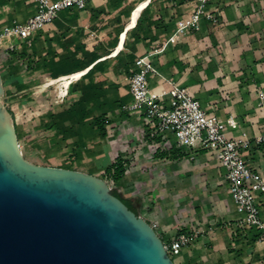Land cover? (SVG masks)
Here are the masks:
<instances>
[{
	"label": "rangeland",
	"instance_id": "rangeland-1",
	"mask_svg": "<svg viewBox=\"0 0 264 264\" xmlns=\"http://www.w3.org/2000/svg\"><path fill=\"white\" fill-rule=\"evenodd\" d=\"M142 1L144 0H89L84 13L70 12L60 17L58 16L59 19L57 18L58 20L56 23L54 22L46 26L45 29L38 31L35 33V36L28 41L18 39L15 36H0L1 77L6 79L9 74H19L23 81L29 85L26 92H39L41 91L40 86L46 84L54 75L60 77L69 75L66 73L74 70L85 71L90 61L91 52L98 51L101 55L103 54L101 52L108 50V56L113 53L118 45L121 34L125 30L126 24L131 19L133 10L137 4ZM206 1H208L210 5L207 10H209V12L214 11L212 13L214 19L209 21L202 15L201 22L197 29L185 28L183 30H176L175 28L176 22L180 19L183 20V22L189 20L191 11L197 8L198 5L195 0H173L169 2L167 8L158 13L160 16L159 20L162 22L158 25L159 27L151 26L148 28L144 25L146 16L144 13L140 12L138 17H141L143 21L144 28L141 30L142 32L140 31L138 36H135L134 27L126 32L122 47L120 51L113 55L116 59L112 62V66L110 65L108 68V72L104 75L97 73L90 78H85L84 73L78 78H70L69 81H82L84 84H92L94 90L98 94L101 93L103 88L108 87V85H113L111 81H115V84L121 85L125 90L128 89L130 71L128 70L126 73L122 68L127 63L129 64L130 54L147 55L148 58L152 60L153 57H159L166 50H168L171 57L169 64L165 66L169 68L171 72L180 68V73H183L182 77L177 80L171 79V77L167 79V81L172 84H178L177 82H179L185 74H189L188 72H191L194 67L205 72L211 63L215 64L217 62L218 68H223V70H225L226 67L223 64L226 62L227 57L232 58L231 60L233 62V58L239 60L241 55H243L244 45L242 39L245 27L242 22L244 16H242L241 22L239 21L243 25V29L240 26H237L236 29L231 28L228 26L229 21L226 19L225 15L222 14V10L229 5V0ZM112 2H114V4ZM163 2L164 0L160 1L162 4ZM251 2V7L253 8H257L264 4L262 0H251ZM150 10L154 12L153 7ZM25 16L26 13L24 12L20 17ZM238 17H240V14ZM67 18H72L74 21ZM0 19H2L1 15ZM245 22V24L249 25V22H251L250 18H248V20L245 19ZM203 23H209L210 26L206 31H203V35L196 37L195 33L200 32V26ZM159 28L160 30L164 28V31L157 33ZM146 29H151L148 34L156 37L153 39H151L152 37H150V39L148 37L145 38L144 33ZM168 31L170 33H168ZM232 32H236L234 33L235 36L232 35V37H230L229 35H231L230 33ZM233 36L236 38L239 37L238 40H240L235 47H231V43H229L230 38L232 39ZM162 40L166 41L165 44L160 42ZM14 47L17 54H20V56L8 58L4 53L5 50ZM21 48H26L25 57L21 56ZM1 55L5 56L1 57ZM103 58L105 57H101L100 59ZM110 60L111 59H109V61ZM171 61H174V63ZM180 62H182L181 65ZM235 63V68H238L239 71L243 72L247 68H249L251 72L259 71V67L256 64L252 66L245 63L239 65L237 62ZM163 64H165V62H163ZM160 66L161 65L155 66L157 71L150 79L159 75ZM102 76H108L107 78H109V80L105 82L106 84L99 83ZM219 82L217 83L218 87L216 93L220 95L219 99L223 101L239 97L234 94L236 90H238L237 88L245 84H250V81H247L243 77L239 79L238 84L233 78L228 79L226 76H224L223 79L220 78ZM259 82L260 81L257 80V83ZM57 84L58 82L43 89L46 92V96L49 95V88ZM232 86H234L235 89ZM21 94L24 93L19 92V94L12 93L6 95L7 105L12 99L18 100ZM260 96L264 99V93L258 94V98ZM60 99L63 100L60 105L66 104L68 107H74L71 100L65 101V99H63V95ZM58 101L59 99H57V97H53L52 100L45 105V108L46 106H48V108L50 107V102L57 106ZM130 101L132 102L133 100L131 99ZM32 106L33 104L30 103L28 107L22 106V108L15 110L19 128L18 138L20 139L18 141L20 149L27 160L51 166L53 160L45 158V152L48 150L46 147L47 142L54 141V139H52L51 134L43 135L40 129L42 127L41 124L45 120L41 118V113L45 110L39 111ZM123 112L127 116H138L142 122V116H140L138 112L128 113V111L124 109ZM168 144L171 145V142L162 145L156 143V145L154 144L150 149H152L153 154L156 156L164 151L167 154H173V152L168 151L169 149H166ZM131 148L138 150L137 143L131 144L130 149ZM133 153L134 151L131 149L123 154L125 155L124 158H119L125 164V172L119 183L115 185V183L111 182V180L106 177V174H101V177L108 181L110 188H116L123 196H140L141 209L139 215L143 218L146 211L149 212L157 209L163 212L166 210L167 223H165L164 226L168 230L178 232L181 228L180 224H182V220L184 221L183 217H193L196 213L193 211L194 207L200 204L203 198L204 201H206L207 198L210 197L211 191H209V186H220L212 185L210 182L211 175L217 172L219 173V167H221V165L210 153H208V151L207 155H199L198 158L183 155L178 159L168 158V161H159L158 157L154 155L152 157L151 153H149L147 159H140L139 161L136 157L137 155L133 156ZM56 160L60 159L57 158ZM74 167L77 166L74 165ZM148 189L154 191L156 198L153 199L154 201L151 203V207L147 206V208H145L141 197L145 193L143 191L148 192ZM186 203L190 205L189 209L193 212H188L189 214H186V212L183 211L184 209H181V206ZM183 214H186V216H183Z\"/></svg>",
	"mask_w": 264,
	"mask_h": 264
},
{
	"label": "crops",
	"instance_id": "crops-1",
	"mask_svg": "<svg viewBox=\"0 0 264 264\" xmlns=\"http://www.w3.org/2000/svg\"><path fill=\"white\" fill-rule=\"evenodd\" d=\"M88 3L89 0H87L86 6ZM251 3V0H229V5L222 10V14L229 21V27L234 29L237 26L242 29L245 27L242 39L244 50L239 60L233 58L232 62V58L227 57L223 64L226 67L225 70L221 67L219 69L217 62L211 63L205 72L194 67L191 72H188L189 74H185L177 82V85L186 87L208 111L214 112L223 119L231 117L236 121V125L230 128L229 136L236 137L241 131L247 133L252 142V147L250 151L245 152V158L254 170L264 174V99L261 96L258 98V94L264 93V4L253 8ZM34 11L35 4L32 0H0V15L2 16L0 30L14 23L24 22ZM85 11L86 7L83 10L70 9L60 12L58 16L70 12L82 14ZM24 12L26 16L20 17ZM238 13L241 18L238 17ZM242 16H244L242 22L244 27L240 23ZM57 18L53 23L57 22L59 19ZM248 18L251 21L249 25L245 24V19L248 20ZM67 19L72 20V18ZM209 26V23L201 24L200 32L195 33V36L203 35V31H206ZM234 33H230L229 36H235ZM234 36L232 39L230 38L231 47H235L238 41L240 42L239 37ZM160 42L165 44L166 41ZM169 54L166 50L159 57L152 58L155 66L161 65L159 75L150 79V86L155 91L168 90L173 85L167 81L170 77L174 80L182 77L183 73H180V68L171 72L165 66L169 64L171 57ZM111 55L108 57H113ZM171 62L174 63V61ZM235 62L238 65L245 63L253 66L256 64L259 71L251 72L249 68L243 72L239 71L238 68H235ZM181 64L182 62H180ZM89 69L90 66L85 71ZM224 76L228 79L233 78L237 84L239 79L243 77L250 81V84L237 88L238 90L234 94L239 97L223 101L219 99L220 95L216 92L217 83ZM257 80L260 82L257 83ZM111 82L113 85H108L102 89L101 94L96 98L95 107L92 108L98 115L103 114L110 120V124L105 127L107 132L105 137L98 135V129L90 119L74 117L65 122L61 128L50 130L45 129L44 123L41 124V133L43 135L51 134L52 139H54V141L47 142L48 150L45 152V158L53 160L51 166L78 169L101 177V174L105 173V168L115 158H124L125 155L123 154L131 149L134 151L133 156L137 155L139 161L140 159H147L149 153L152 154V157L153 155L156 156L150 148L154 144H158L161 138L149 135L150 125L143 119L141 122L138 116H127L123 112V106L131 100L129 89L124 90L121 85L115 84V81ZM232 87L234 88V86ZM60 98H62V94L57 95V99H59L58 104L56 103L57 106L50 102L49 108L46 106L42 109L45 110L41 113L42 118H44L47 110H56L60 106L63 102ZM258 136L262 137V142L255 144L254 140ZM134 143H137L138 150L130 149V145ZM208 153L205 150L191 157L198 158L199 155H207ZM57 158L60 160H56ZM158 160L168 161V158L158 157ZM219 169V173L211 175L210 182L212 185L220 186H209L210 197L206 201L203 198L200 204L194 207L193 211L196 213L193 217H183L184 221L182 220L178 232L165 228L164 224L167 223L166 210L163 212L157 209L146 211L144 219L156 224L155 231L161 239H167L189 228L198 229V236L193 238L187 247H183L179 254L173 257L175 264H264V240H261L259 235L239 222L240 215L234 209L227 192L225 170L222 166ZM152 189H148V192L143 191L145 193L141 199L145 208L151 207L153 199L156 198ZM259 199L262 202V216H264V195L259 196ZM189 206L186 203L181 206V209H184L186 214L191 213L193 211L189 209Z\"/></svg>",
	"mask_w": 264,
	"mask_h": 264
},
{
	"label": "water",
	"instance_id": "water-1",
	"mask_svg": "<svg viewBox=\"0 0 264 264\" xmlns=\"http://www.w3.org/2000/svg\"><path fill=\"white\" fill-rule=\"evenodd\" d=\"M0 75V264H175L108 181L27 160Z\"/></svg>",
	"mask_w": 264,
	"mask_h": 264
},
{
	"label": "built area",
	"instance_id": "built-area-1",
	"mask_svg": "<svg viewBox=\"0 0 264 264\" xmlns=\"http://www.w3.org/2000/svg\"><path fill=\"white\" fill-rule=\"evenodd\" d=\"M35 11L22 23H14L0 31V36H15L21 40H30L40 30L45 29L58 17V14L70 9L83 10L87 0H32ZM197 8L190 13L189 20L176 22V30L197 29L202 15L212 21L213 12L206 0H195ZM209 6V7H208ZM128 89L132 102L123 106L128 113L138 112L150 125L149 135L159 136L158 145L168 144L188 150H207L225 170L227 192L239 222L254 231L264 240V216L259 196L264 195V174L254 170L247 162L245 152L250 151L252 142L247 133L241 131L236 137H230V128L236 125L233 118L223 119L208 111L201 102L185 87L173 84L166 91H155L150 86V77L156 73L155 65L147 55L137 56L129 68ZM262 142V137L255 138L254 143ZM191 151L189 156L197 155ZM155 229L156 224L150 223ZM197 228H189L161 239L167 254L173 257L187 247L197 237Z\"/></svg>",
	"mask_w": 264,
	"mask_h": 264
},
{
	"label": "trees",
	"instance_id": "trees-1",
	"mask_svg": "<svg viewBox=\"0 0 264 264\" xmlns=\"http://www.w3.org/2000/svg\"><path fill=\"white\" fill-rule=\"evenodd\" d=\"M115 1V0H114ZM161 0H150L149 3L144 6V8L141 10V13H144L146 16V21L144 25H146L148 28L151 26H158L162 22L159 20L160 16L158 13H160L162 10H165L169 4V2L173 0H164L163 4L160 3ZM175 1V0H174ZM114 4V2H112ZM153 7L154 12H151V8ZM157 17V18H156ZM158 19V20H157ZM128 21V20H127ZM159 27V26H158ZM162 27V26H161ZM143 21L141 17L137 18L136 24L134 25V35L138 36L139 32L143 29ZM151 29H146L144 33L145 38L152 37L153 39L156 36H150L149 31ZM160 31H164V28H160L157 30V33H160ZM167 31V30H166ZM142 32V31H141ZM169 33V31H168ZM108 50L101 52L103 54H99L98 51L91 52V57L88 66H90V69L84 74L85 78H90L93 75H96L97 73L104 75L106 72H108V68L116 59L113 57H106L109 55L107 52ZM5 55L9 57H15L20 56L16 52L15 47L14 48H7L5 50ZM21 56H26V48H21L20 50ZM3 55V56H5ZM1 55V57H3ZM137 56H143V55H137ZM135 53L129 55V64L123 66V71L128 72L130 66L133 64L135 58L137 57ZM101 57H105L104 59L100 60ZM109 59H111L109 61ZM87 66V67H88ZM112 66V65H111ZM75 71H71L66 74H71ZM58 75H54L51 78H56ZM2 78V77H1ZM107 81L106 76H102L99 80V83H105ZM3 87H4V95H10L12 93H24L21 94L20 97L17 99H12L10 103L7 105V110L11 114L14 122L15 131L17 134H19V128L18 123L16 119L15 110L24 107L30 106V103L33 104L34 109H38L39 111L45 108V105L53 98L57 97L59 94V91L62 90L63 99L71 100L74 107H68V105L63 104L60 105L59 108L56 110H47L44 114L45 119L43 121V125L45 129H59L61 128L65 122L69 121L70 119H73L74 117H78L79 119H90L93 123V125L98 129V135L101 137L106 136V125L110 124V120L107 118V116L100 114L98 115L95 110L92 108L96 105V98L101 93H96V91L93 88L92 84H84L82 81L80 82H71L68 81L66 85H63L62 83H58L56 86H52L49 88L48 93L49 95L46 96V92L44 90H41L39 92L32 91V92H26L29 88V85L26 84L22 77L19 74H9L6 79L2 78ZM106 84V83H105ZM104 85V84H103ZM102 91V90H101ZM62 131V130H61ZM20 138H18L19 140ZM168 151L173 152V154H167V153H160L157 155V157H167L171 159H178L182 157L183 155H189L191 151H197L198 153H201L202 151H205V149L200 150H188V152L182 151L180 148H176L172 146ZM125 172V164L123 161H121L119 158H116L108 167L105 168L106 177L111 180V182L119 183L122 175ZM110 192L118 197L129 210L134 212L136 215H139L140 212V198L134 197V196H123L121 195L116 188H110Z\"/></svg>",
	"mask_w": 264,
	"mask_h": 264
},
{
	"label": "bare ground",
	"instance_id": "bare-ground-1",
	"mask_svg": "<svg viewBox=\"0 0 264 264\" xmlns=\"http://www.w3.org/2000/svg\"><path fill=\"white\" fill-rule=\"evenodd\" d=\"M149 1L150 0H144L141 3L137 4V6L135 7V9L132 12L131 19L126 24L125 30L121 34V36L119 38L118 45L116 46V48L113 51L111 56L115 55L118 51H120V49L122 47L123 40L125 38L126 32L129 29H131L132 27H134V25L136 24V21H137L139 13L144 8V6H146L149 3ZM86 72L87 71H83V70L75 71V72H73V73H71L69 75H66V76H60V77H56V78H53V79H49L48 82L46 84H44V85H41L40 88H41V90H43L44 88H46V87H48L50 85H53L54 83H57V82L58 83H62L63 85H66L70 78H73V79L78 78V77L82 76ZM62 93H63L62 90L59 91V94H62Z\"/></svg>",
	"mask_w": 264,
	"mask_h": 264
}]
</instances>
